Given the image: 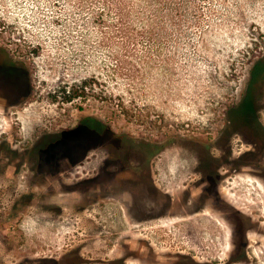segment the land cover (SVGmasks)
Segmentation results:
<instances>
[{"label": "rangeland", "instance_id": "obj_1", "mask_svg": "<svg viewBox=\"0 0 264 264\" xmlns=\"http://www.w3.org/2000/svg\"><path fill=\"white\" fill-rule=\"evenodd\" d=\"M0 49L20 67L0 68V264L78 246L109 259L133 252L131 264H243L229 261L227 239L215 254L208 238L184 252L185 222L228 216L222 202L252 209L246 262L264 264L258 170L225 162V214L211 204L193 217L183 198L199 178L195 143L221 134L264 62V0H0ZM233 144L235 155L249 148L240 134ZM133 169L139 181L122 182Z\"/></svg>", "mask_w": 264, "mask_h": 264}, {"label": "flooded vegetation", "instance_id": "obj_2", "mask_svg": "<svg viewBox=\"0 0 264 264\" xmlns=\"http://www.w3.org/2000/svg\"><path fill=\"white\" fill-rule=\"evenodd\" d=\"M5 61L0 60V68L1 69H10L12 65L10 63H7L6 59L3 58ZM13 67L20 68L19 65H13ZM13 73V72H12ZM16 74V73H15ZM17 75V74H16ZM15 75L13 76L14 83H16V79L18 77ZM9 76V75H8ZM12 77V76H11ZM1 89V88H0ZM263 109V105L260 104L258 108V112L261 113ZM259 113V114H260ZM261 130L260 134L264 135V121L261 119V115H258ZM225 136L223 142L217 141L216 139L208 146H205L204 143H201L200 141H197L195 145L199 149V162L198 166L193 170L198 175V179L193 181V183L190 185H186L184 189V195L183 198H185V203L187 204H194L197 206V209L191 210V215L194 217L196 215H200L202 212L203 207H208V205H214L212 206L213 212H221L225 214V210L220 211L218 202L216 198L218 196L219 187L222 185V181H225L224 175L221 174V168L227 163L228 160L232 159L233 157H247L249 159H260V162H252V161H239L236 165L238 166H248L251 168H254L258 170L260 173L257 175L264 183V149L259 152H254L253 144L251 139H244L241 137L244 143L248 144L249 148L245 151L241 152L239 155L234 154V144L233 139L236 134H239L238 131H236L229 123L224 128ZM194 142V141H192ZM217 150V152H215ZM235 160V158H234ZM114 171V170H110ZM130 171V170H129ZM134 169L130 172V174L125 175L126 177L122 180V182L130 181L132 184L139 181V175L134 173ZM111 180L120 181L119 178H117V175H114L110 178ZM138 186V185H137ZM190 186V187H188ZM201 188L202 193L199 194V197L196 199H193V193L189 189L193 188ZM151 191H156L158 188V184L153 176V174H149V184L147 186V189ZM212 190V193H211ZM201 197H204L205 200L200 199ZM212 198V199H211ZM232 204L237 208L246 207L248 209H251L249 206L246 205V202H242V204H239L237 199H232ZM256 203V201H254ZM224 208L227 207V213L228 216H205L201 215L198 217L197 220L185 222L184 225V238H186V241L184 244L186 245L184 252L187 254L191 251H188V249H191L193 244L199 245L202 243V239L204 238L207 240H211L213 243H209L207 240V245L211 248L210 252L211 254L218 253L220 251L221 241L223 239H227V244L230 248V256L229 261L233 262L235 260H243V264H251V262H246L247 256L250 255V247L253 245L251 243V217L249 214L252 213V209L250 212H247L245 208L240 209V211L236 212L234 207H230L227 205V203L222 202ZM201 204V205H200ZM200 205V206H199ZM210 214V212H208ZM191 217V216H189ZM188 217H184V219H187ZM216 220V222L214 221ZM264 222V220H261ZM219 223L223 224L222 229L226 231V234L221 231V228L219 227ZM257 238L255 239V242L257 243V247L260 248V251L264 253V232H257ZM206 235V236H204ZM198 243H197V242ZM206 245V246H207ZM82 247L78 246L75 248H72L69 250L66 255H63L62 257H56V256H49L47 258H43L42 264H131L129 262H133L135 260V254L133 252L127 251L126 253H122V255L118 256H111L109 258H104L102 256L100 257H92L90 255L83 256L82 255ZM88 251H91V249H88ZM71 256V257H70ZM184 258H189L190 263L185 264H199L194 262V260L188 256V255H182ZM60 261V262H59ZM59 262V263H58ZM203 264H209V263H203ZM212 264V263H211Z\"/></svg>", "mask_w": 264, "mask_h": 264}, {"label": "trees", "instance_id": "obj_3", "mask_svg": "<svg viewBox=\"0 0 264 264\" xmlns=\"http://www.w3.org/2000/svg\"><path fill=\"white\" fill-rule=\"evenodd\" d=\"M7 58L6 62L12 65L10 69H7L6 74H10L11 72L19 75L18 70L20 68L13 67L15 62H13L9 55L0 49V60L5 61L3 58ZM21 73V72H20ZM264 84V62H257L254 65L251 80L248 83V86L245 90L244 95L241 97L239 102L235 105H232L227 111V124L229 123L244 139H251L253 144V151L259 152L264 149V135L260 134L261 126L259 122L258 108L261 100V87ZM225 136L224 130L221 134L216 138L217 141L223 142ZM49 140H46L45 148H48ZM43 143V144H44ZM52 150V149H50ZM50 150H47L48 153ZM41 154V153H40ZM45 158L47 159L48 154H45ZM34 164H40L43 160L39 156H34ZM260 159H249L247 157H235V162L239 161H252V162H260ZM39 169V168H38Z\"/></svg>", "mask_w": 264, "mask_h": 264}]
</instances>
